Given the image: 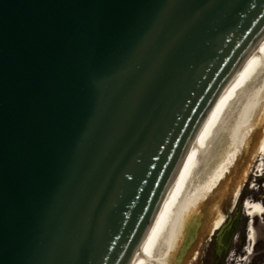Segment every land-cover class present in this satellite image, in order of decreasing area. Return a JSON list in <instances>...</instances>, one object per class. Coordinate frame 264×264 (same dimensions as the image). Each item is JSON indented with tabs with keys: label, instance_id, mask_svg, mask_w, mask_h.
<instances>
[{
	"label": "water",
	"instance_id": "obj_1",
	"mask_svg": "<svg viewBox=\"0 0 264 264\" xmlns=\"http://www.w3.org/2000/svg\"><path fill=\"white\" fill-rule=\"evenodd\" d=\"M263 38L264 0H0V264H130Z\"/></svg>",
	"mask_w": 264,
	"mask_h": 264
},
{
	"label": "bare ground",
	"instance_id": "obj_2",
	"mask_svg": "<svg viewBox=\"0 0 264 264\" xmlns=\"http://www.w3.org/2000/svg\"><path fill=\"white\" fill-rule=\"evenodd\" d=\"M264 100V48L226 97L191 152L139 264H171L175 246L207 192L224 176L252 132L250 120ZM261 121L264 122V110ZM258 149L264 154V131Z\"/></svg>",
	"mask_w": 264,
	"mask_h": 264
},
{
	"label": "flooded vegetation",
	"instance_id": "obj_3",
	"mask_svg": "<svg viewBox=\"0 0 264 264\" xmlns=\"http://www.w3.org/2000/svg\"><path fill=\"white\" fill-rule=\"evenodd\" d=\"M255 153L243 152L206 197L171 264H264V156L250 164Z\"/></svg>",
	"mask_w": 264,
	"mask_h": 264
},
{
	"label": "rangeland",
	"instance_id": "obj_4",
	"mask_svg": "<svg viewBox=\"0 0 264 264\" xmlns=\"http://www.w3.org/2000/svg\"><path fill=\"white\" fill-rule=\"evenodd\" d=\"M264 110V100L262 101V103L260 104V107L258 108V110L256 111V115H255V119L253 121V124L256 125L254 128V131L252 132V135L250 134V136L248 137V140L251 142L249 144V149H257L262 136H263V131H264V122L261 121V118L263 115L262 112ZM256 132V134H254ZM257 156L259 157V155H257L256 153L254 154V157L252 159V161L250 162V164L254 161L257 160Z\"/></svg>",
	"mask_w": 264,
	"mask_h": 264
}]
</instances>
